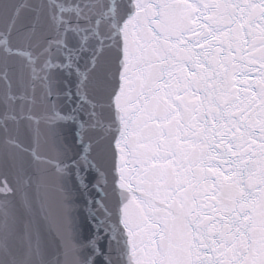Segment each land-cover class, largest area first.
Here are the masks:
<instances>
[{"label":"snow or ice","instance_id":"6c2138e0","mask_svg":"<svg viewBox=\"0 0 264 264\" xmlns=\"http://www.w3.org/2000/svg\"><path fill=\"white\" fill-rule=\"evenodd\" d=\"M0 135V264H264V0H0Z\"/></svg>","mask_w":264,"mask_h":264}]
</instances>
